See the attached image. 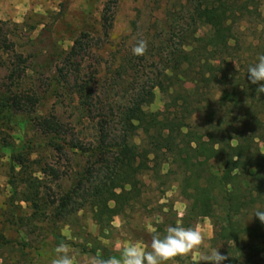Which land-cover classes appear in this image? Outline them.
<instances>
[{
	"label": "rangeland",
	"instance_id": "rangeland-1",
	"mask_svg": "<svg viewBox=\"0 0 264 264\" xmlns=\"http://www.w3.org/2000/svg\"><path fill=\"white\" fill-rule=\"evenodd\" d=\"M198 2L0 0V87L13 85V91L38 101H23L22 108L15 106L13 122L0 136V264H52L60 245L53 235L66 238L64 244L73 264H95V249L98 255L103 249L121 255L125 247L135 243L147 252L153 235L162 237L168 226L178 223L198 226L203 243L177 257V264H204L201 256L213 248H220L228 257L225 264H264V253L251 249L264 244V236L243 232V228L254 226L253 214L259 207L236 218L240 232L236 231L235 240L219 204L212 217L193 218L191 202L183 190V170L171 162L139 176L141 195L123 214L94 218L86 206L65 216L99 181L103 159L113 158L114 148L101 145L121 141V114L143 86H152L154 79H162L173 67V53L186 39L194 35L211 38L216 29L223 31L209 56L214 55L212 83L202 84V94L195 101L213 109L225 83H248V66L264 54V0H243L235 23H226L218 11L200 9ZM227 27L231 30L226 31ZM140 40L146 41L147 51L142 56L133 55L132 49ZM191 48L184 47L186 51ZM194 68L198 70V66ZM192 70L180 78L185 86L176 84L174 89L179 93L183 87L192 90L197 84L190 82L196 81ZM225 76L234 79L228 84ZM170 87L171 94L173 85ZM155 93L154 102L147 107L150 112L164 110L169 100L159 88ZM208 118L207 110L199 111L191 122L203 125ZM257 142L264 152V144ZM131 143L144 149L143 132H136ZM232 143L238 145L236 140ZM7 144L26 148L13 155ZM18 157L41 180L42 216L35 217L24 202L11 203V167L20 170ZM215 167L216 163L213 170ZM121 192L119 186L111 190L109 207L115 206ZM68 198L73 202L65 212L61 204ZM262 233L264 229L258 235Z\"/></svg>",
	"mask_w": 264,
	"mask_h": 264
},
{
	"label": "trees",
	"instance_id": "trees-1",
	"mask_svg": "<svg viewBox=\"0 0 264 264\" xmlns=\"http://www.w3.org/2000/svg\"><path fill=\"white\" fill-rule=\"evenodd\" d=\"M242 1L199 0L198 7L218 11L226 23L229 20L235 23L238 19L237 14L243 10ZM229 28L225 30L230 31ZM222 34L223 31L216 29L215 35L211 38L194 35L186 39L173 53V67L162 74V79H154L152 86H143L140 89L121 114L124 126L121 141L115 145H101L105 149L109 146L114 148L113 158L103 159L99 181L92 184L82 195V201H74L73 212L65 216H72L71 214L80 212L86 206L92 210L94 218H113L123 214L131 205V201L141 195L142 182L139 176L151 169L161 168L164 162L176 164L183 170L181 171L183 190L191 202L189 213L193 218L212 217L216 204H219L225 214L224 222L235 240L238 239L236 231L240 229L236 218L248 209L259 207L264 210V152L257 142L264 144V95H257L258 86L247 81L248 83L231 85L225 83L213 109L210 105L206 107L201 105L200 100H194L201 96L202 84L206 86L212 83L215 67L211 63V58L214 59V55L209 56L217 48ZM75 44L78 45V41ZM186 46L192 47L191 50L186 51L184 49ZM196 66L198 70L195 71ZM190 69L194 70L192 73L196 80L190 82L197 84L193 85L192 90L183 87L184 91L179 93L174 88L178 82L182 83L181 76L186 78L190 74ZM11 73L14 76L15 72ZM14 77L11 82L15 80ZM223 79L228 80L227 76ZM232 79L234 76L226 82L229 84ZM186 84L182 83L184 86ZM172 85L173 93L170 94ZM12 87L13 85L9 84L0 87V136L5 128H10L13 122L12 109L15 106L19 105L22 108L23 101L29 104L38 102L37 98H32L28 94L21 95L13 91ZM156 88L168 94L169 100L164 110L150 112L147 107L155 100ZM224 109L226 112L223 114ZM205 110L209 113L205 123L193 124L191 120L194 115ZM138 131L145 135L144 149L131 143L133 135ZM233 140L238 142L237 146L233 145ZM6 147L13 155L26 148L25 145L15 147L13 144H7ZM102 147L100 151L104 150ZM17 163L20 166L18 172L14 165L11 167L12 176L9 181L13 190L11 203L24 202L33 210L35 217L42 216L44 207L41 180L29 171V167L20 157L17 158ZM214 163L217 164L216 170H213ZM117 186L121 187L122 192L118 195L115 206L109 207L107 200L111 190ZM70 201L71 198H68L62 202L61 210L67 212ZM253 225L243 228V232L263 237L264 233L258 234L264 229V224L255 218ZM53 237L57 244L66 242L65 237L57 235ZM251 249L264 253V244H255ZM93 254L101 260L121 256L106 249H103L101 255H98L95 249Z\"/></svg>",
	"mask_w": 264,
	"mask_h": 264
},
{
	"label": "clouds",
	"instance_id": "clouds-1",
	"mask_svg": "<svg viewBox=\"0 0 264 264\" xmlns=\"http://www.w3.org/2000/svg\"><path fill=\"white\" fill-rule=\"evenodd\" d=\"M146 51L147 43L144 40L138 41L132 49L133 55L136 56H142ZM247 80L258 86L257 95H264V54L258 55L256 63L248 66ZM254 218H258L264 224V210L257 208L253 214ZM202 243L203 238L198 226L184 227L178 223L175 226H168L162 237L153 235L150 251H143L139 245L133 243L124 248L119 258L97 259L95 264H177V257H183L198 249ZM219 249L213 248L203 254L201 259L204 264H225L228 257L221 254ZM55 251L57 256L52 260V264H73L67 245L60 244Z\"/></svg>",
	"mask_w": 264,
	"mask_h": 264
}]
</instances>
